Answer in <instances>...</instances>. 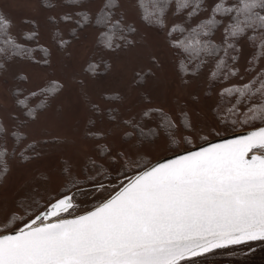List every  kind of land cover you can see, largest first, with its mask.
Instances as JSON below:
<instances>
[{
	"label": "snow or ice",
	"instance_id": "obj_1",
	"mask_svg": "<svg viewBox=\"0 0 264 264\" xmlns=\"http://www.w3.org/2000/svg\"><path fill=\"white\" fill-rule=\"evenodd\" d=\"M22 7L19 25L0 7V187L34 175L0 201V264H216L264 242V0ZM74 46L91 55L57 75Z\"/></svg>",
	"mask_w": 264,
	"mask_h": 264
},
{
	"label": "rangeland",
	"instance_id": "obj_2",
	"mask_svg": "<svg viewBox=\"0 0 264 264\" xmlns=\"http://www.w3.org/2000/svg\"><path fill=\"white\" fill-rule=\"evenodd\" d=\"M31 2L35 4L37 0H0V7H3L6 12H8L12 18L19 25L20 20L23 16L30 15V11L22 7L23 4ZM90 43V41H88ZM91 55V50H85L81 46H74L72 50V57L70 59L65 58L64 63L68 65L67 69L61 67L56 68L57 75H64L67 72L70 74L73 71H78L80 66L87 60L88 56ZM140 58L135 52L129 53L126 56H122L120 59L116 60L112 72L104 78L106 86L109 87H123L124 84L132 79L134 70L140 64ZM34 72L39 73L42 76L47 75V70L43 69H33ZM169 75H172L169 72ZM3 77H0V94H5L9 85L4 84ZM77 100L75 91L72 90L61 97V101L65 104L69 101L75 102ZM49 126L56 127V115L55 111L51 112L45 121ZM57 131H62L64 134H71V128L65 125L62 129L56 128ZM72 146H67L66 151L71 152ZM41 169L48 167L47 162H42L40 165ZM34 175L33 171H29L27 166L24 167H14L12 175L8 178L6 184L0 187V201L2 200H13L18 195H23L27 183L32 179ZM54 181L61 183L62 179L59 177L58 173L53 176ZM83 199V198H78Z\"/></svg>",
	"mask_w": 264,
	"mask_h": 264
},
{
	"label": "flooded vegetation",
	"instance_id": "obj_3",
	"mask_svg": "<svg viewBox=\"0 0 264 264\" xmlns=\"http://www.w3.org/2000/svg\"><path fill=\"white\" fill-rule=\"evenodd\" d=\"M215 261L216 264H264V242L255 241L248 246L218 250Z\"/></svg>",
	"mask_w": 264,
	"mask_h": 264
}]
</instances>
